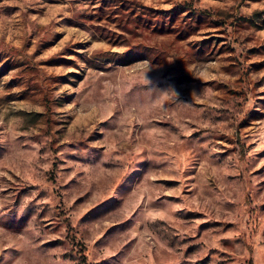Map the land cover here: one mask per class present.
I'll use <instances>...</instances> for the list:
<instances>
[{"label":"rangeland","instance_id":"obj_1","mask_svg":"<svg viewBox=\"0 0 264 264\" xmlns=\"http://www.w3.org/2000/svg\"><path fill=\"white\" fill-rule=\"evenodd\" d=\"M0 264H264V0H0Z\"/></svg>","mask_w":264,"mask_h":264}]
</instances>
